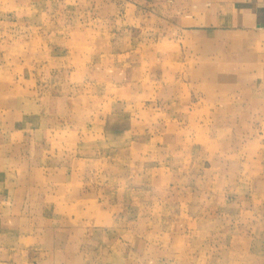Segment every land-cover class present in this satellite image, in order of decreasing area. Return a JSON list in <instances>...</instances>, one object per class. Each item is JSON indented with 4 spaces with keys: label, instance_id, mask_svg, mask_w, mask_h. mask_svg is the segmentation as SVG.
<instances>
[{
    "label": "rangeland",
    "instance_id": "obj_1",
    "mask_svg": "<svg viewBox=\"0 0 264 264\" xmlns=\"http://www.w3.org/2000/svg\"><path fill=\"white\" fill-rule=\"evenodd\" d=\"M135 2L0 0V264H264V116L159 97Z\"/></svg>",
    "mask_w": 264,
    "mask_h": 264
},
{
    "label": "crops",
    "instance_id": "obj_2",
    "mask_svg": "<svg viewBox=\"0 0 264 264\" xmlns=\"http://www.w3.org/2000/svg\"><path fill=\"white\" fill-rule=\"evenodd\" d=\"M135 1L138 42L128 48V59L138 69L160 70V75L153 71V83L180 84L159 97L171 103L181 98L179 111L185 117L190 91L201 102H233L235 116H264V0ZM166 69L178 73L173 77ZM122 85L131 94L127 100H140L146 91L132 79ZM176 91H181L179 97ZM10 105L17 108L18 103ZM129 107L134 111L131 103ZM74 114L73 120L82 112Z\"/></svg>",
    "mask_w": 264,
    "mask_h": 264
}]
</instances>
